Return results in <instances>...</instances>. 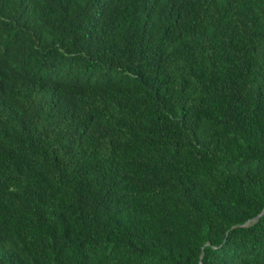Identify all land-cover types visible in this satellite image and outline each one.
<instances>
[{"label": "trees", "instance_id": "trees-1", "mask_svg": "<svg viewBox=\"0 0 264 264\" xmlns=\"http://www.w3.org/2000/svg\"><path fill=\"white\" fill-rule=\"evenodd\" d=\"M264 0H0V264H264Z\"/></svg>", "mask_w": 264, "mask_h": 264}, {"label": "water", "instance_id": "water-1", "mask_svg": "<svg viewBox=\"0 0 264 264\" xmlns=\"http://www.w3.org/2000/svg\"><path fill=\"white\" fill-rule=\"evenodd\" d=\"M264 216V212L262 214H260L258 217H256L254 220L249 221L246 225H244L243 227H249L255 223H257L262 217Z\"/></svg>", "mask_w": 264, "mask_h": 264}]
</instances>
